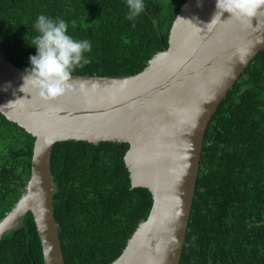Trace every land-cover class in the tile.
<instances>
[{
    "label": "trees",
    "instance_id": "obj_1",
    "mask_svg": "<svg viewBox=\"0 0 264 264\" xmlns=\"http://www.w3.org/2000/svg\"><path fill=\"white\" fill-rule=\"evenodd\" d=\"M186 0H143L129 20L127 0H0V53L31 68L39 15L62 18L75 40H88L90 63L72 75L127 76L168 47ZM76 21L73 28L71 21ZM96 21V22H95ZM35 138L0 112V220L31 175ZM127 143L65 141L51 169L54 209L66 264H108L147 219L151 192L133 188ZM0 264H44L33 214L0 240ZM180 264H264V49L252 59L208 125Z\"/></svg>",
    "mask_w": 264,
    "mask_h": 264
},
{
    "label": "water",
    "instance_id": "obj_2",
    "mask_svg": "<svg viewBox=\"0 0 264 264\" xmlns=\"http://www.w3.org/2000/svg\"><path fill=\"white\" fill-rule=\"evenodd\" d=\"M218 12L217 0H186L168 47L142 71L72 75V89L48 103L32 88L20 90L27 71L0 53V112L35 138L30 179L0 220V240L30 211L44 264H66L54 209L55 145L127 143L132 187L148 189L153 206L108 264H180L208 125L264 49V8L253 17Z\"/></svg>",
    "mask_w": 264,
    "mask_h": 264
},
{
    "label": "clouds",
    "instance_id": "obj_3",
    "mask_svg": "<svg viewBox=\"0 0 264 264\" xmlns=\"http://www.w3.org/2000/svg\"><path fill=\"white\" fill-rule=\"evenodd\" d=\"M127 18L134 19L143 11V0H127ZM217 15L223 12L240 17H253L264 8V0H217ZM216 15V16H217ZM96 22V21H95ZM76 27V21L70 22ZM69 24L62 18H50L41 14L34 25L38 32L31 44L37 54L30 57L31 68L23 77L21 91L32 88L45 103L54 101L72 89V70L90 63L84 53L91 51L88 40H75L68 34Z\"/></svg>",
    "mask_w": 264,
    "mask_h": 264
}]
</instances>
